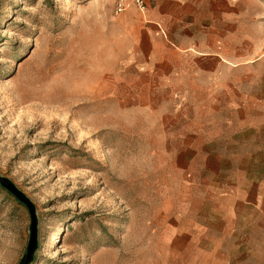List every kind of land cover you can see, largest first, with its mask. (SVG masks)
<instances>
[{
  "label": "rangeland",
  "instance_id": "1",
  "mask_svg": "<svg viewBox=\"0 0 264 264\" xmlns=\"http://www.w3.org/2000/svg\"><path fill=\"white\" fill-rule=\"evenodd\" d=\"M114 1L0 0V177L34 208L31 264H167L195 179L203 186L254 154L242 136L202 149L200 134L221 118L200 104L213 90H197L193 75L155 77L150 16L116 15ZM230 3L236 52L264 80V0ZM208 12L193 11L205 41ZM180 15L166 40L190 39V15ZM192 63L201 60L174 66ZM31 224L27 204L0 184V264L21 263Z\"/></svg>",
  "mask_w": 264,
  "mask_h": 264
},
{
  "label": "crops",
  "instance_id": "2",
  "mask_svg": "<svg viewBox=\"0 0 264 264\" xmlns=\"http://www.w3.org/2000/svg\"><path fill=\"white\" fill-rule=\"evenodd\" d=\"M149 3L152 8L148 16L154 25L147 28L145 38L151 47L154 76L176 75L180 79L193 75L191 80L199 84L197 90H213V97H205L200 104L214 105L221 118L214 131L200 134L204 140L202 149L214 139L242 136L239 144L254 153L245 156L233 170L212 172L203 180V186L194 178L189 222L168 234L167 264H264V80L254 78L255 66L246 60L247 54L236 52L226 12L232 6L230 0H149ZM202 9L209 11L208 41L195 33L202 15H193V11ZM187 12L190 39L166 40L165 31L170 36L172 32L175 34L172 30L186 19L180 13ZM162 53L173 57L164 59ZM196 57L201 64L174 66L175 59L194 61ZM263 60L264 56L257 62ZM240 71L244 72V78L238 74ZM259 168L263 169L259 172Z\"/></svg>",
  "mask_w": 264,
  "mask_h": 264
},
{
  "label": "water",
  "instance_id": "3",
  "mask_svg": "<svg viewBox=\"0 0 264 264\" xmlns=\"http://www.w3.org/2000/svg\"><path fill=\"white\" fill-rule=\"evenodd\" d=\"M0 184L5 186L13 195H15L18 199H21L30 209V213L32 215V224L30 226V240L28 243V247L24 256L21 259L20 264H31L35 253L37 252V239H38V230H37V218L34 212V208L30 201L26 199L21 192H18L15 186L6 178L0 177Z\"/></svg>",
  "mask_w": 264,
  "mask_h": 264
},
{
  "label": "built area",
  "instance_id": "4",
  "mask_svg": "<svg viewBox=\"0 0 264 264\" xmlns=\"http://www.w3.org/2000/svg\"><path fill=\"white\" fill-rule=\"evenodd\" d=\"M114 8L116 15H122L129 9L135 8L146 15L151 11L149 0H115Z\"/></svg>",
  "mask_w": 264,
  "mask_h": 264
}]
</instances>
